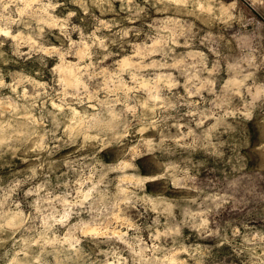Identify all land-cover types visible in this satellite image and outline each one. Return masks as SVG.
I'll use <instances>...</instances> for the list:
<instances>
[{"label":"clouds","instance_id":"obj_1","mask_svg":"<svg viewBox=\"0 0 264 264\" xmlns=\"http://www.w3.org/2000/svg\"><path fill=\"white\" fill-rule=\"evenodd\" d=\"M0 264H264V0H0Z\"/></svg>","mask_w":264,"mask_h":264}]
</instances>
